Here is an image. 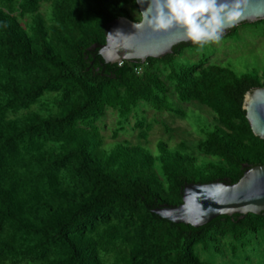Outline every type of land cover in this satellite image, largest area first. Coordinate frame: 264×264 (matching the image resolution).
I'll use <instances>...</instances> for the list:
<instances>
[{
	"label": "trees",
	"instance_id": "16d2710c",
	"mask_svg": "<svg viewBox=\"0 0 264 264\" xmlns=\"http://www.w3.org/2000/svg\"><path fill=\"white\" fill-rule=\"evenodd\" d=\"M136 8V0H0V264H211L199 246L218 253L228 241L236 257L264 236V212L200 228L152 212L182 204L187 185L236 184L264 165V140L243 109L264 70L177 67L192 42L144 64H106L109 25L140 21ZM170 86L182 103L213 113L202 140L175 150L160 142L158 154L128 141L105 146L108 110L118 117L114 139L134 118L148 140L142 105L183 117Z\"/></svg>",
	"mask_w": 264,
	"mask_h": 264
},
{
	"label": "water",
	"instance_id": "95a60500",
	"mask_svg": "<svg viewBox=\"0 0 264 264\" xmlns=\"http://www.w3.org/2000/svg\"><path fill=\"white\" fill-rule=\"evenodd\" d=\"M141 20L138 22L122 17L109 25L106 43L99 55L106 64H119L123 61L146 63L149 58L159 59L173 54L174 47L189 43L180 28L153 32L141 25L143 11L149 0H136ZM264 20V0H249L243 18L233 27L227 28L223 37L244 23ZM138 25V29L135 27ZM243 109L253 134L264 140V86L247 92ZM162 219L174 224L203 227L220 216L260 215L264 212V165L245 171L236 184L214 182L209 184L187 185L182 193V204L176 207L156 209Z\"/></svg>",
	"mask_w": 264,
	"mask_h": 264
},
{
	"label": "rangeland",
	"instance_id": "374dc122",
	"mask_svg": "<svg viewBox=\"0 0 264 264\" xmlns=\"http://www.w3.org/2000/svg\"><path fill=\"white\" fill-rule=\"evenodd\" d=\"M132 16L139 19L141 14L136 8ZM179 68L189 67L204 62L207 65H223L238 75L262 72L264 70V20L248 26H238L231 37H222L219 43L200 49L197 45L187 48L183 54L175 59ZM170 101L177 108L182 109L183 117L167 112H156L148 105H142L139 112L140 119H146L153 125L148 140L139 137L140 129L135 128V119L125 126L118 139L113 138L117 128L118 117L112 110H108L100 123L105 146L110 148L116 142L128 141L132 145H141L158 154L160 142L167 144L169 149H180L182 142L189 146L203 139L202 133L208 124L213 122L214 115L210 109L198 103L186 104L178 100L173 88L169 87ZM167 128L169 131H167ZM195 154V152H193ZM220 251L223 252L220 253ZM197 253L202 260L211 264H264V236L253 239L245 251L234 257L228 241H224L219 252L204 250L199 246Z\"/></svg>",
	"mask_w": 264,
	"mask_h": 264
},
{
	"label": "clouds",
	"instance_id": "9594fccd",
	"mask_svg": "<svg viewBox=\"0 0 264 264\" xmlns=\"http://www.w3.org/2000/svg\"><path fill=\"white\" fill-rule=\"evenodd\" d=\"M249 0H149L141 25L153 32L180 28L200 49L219 43L244 15ZM138 29V25H135Z\"/></svg>",
	"mask_w": 264,
	"mask_h": 264
},
{
	"label": "built area",
	"instance_id": "2783aa9c",
	"mask_svg": "<svg viewBox=\"0 0 264 264\" xmlns=\"http://www.w3.org/2000/svg\"><path fill=\"white\" fill-rule=\"evenodd\" d=\"M122 64H123V62L119 63V65H122Z\"/></svg>",
	"mask_w": 264,
	"mask_h": 264
}]
</instances>
